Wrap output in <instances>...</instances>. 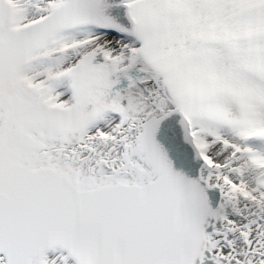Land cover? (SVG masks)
<instances>
[{
  "label": "snow or ice",
  "instance_id": "snow-or-ice-1",
  "mask_svg": "<svg viewBox=\"0 0 264 264\" xmlns=\"http://www.w3.org/2000/svg\"><path fill=\"white\" fill-rule=\"evenodd\" d=\"M0 264H264V0H0Z\"/></svg>",
  "mask_w": 264,
  "mask_h": 264
}]
</instances>
